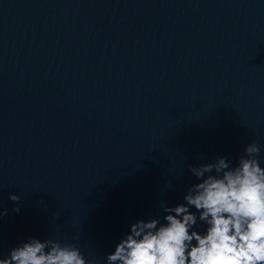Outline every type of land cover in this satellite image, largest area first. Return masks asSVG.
<instances>
[{
	"label": "water",
	"instance_id": "obj_1",
	"mask_svg": "<svg viewBox=\"0 0 264 264\" xmlns=\"http://www.w3.org/2000/svg\"><path fill=\"white\" fill-rule=\"evenodd\" d=\"M249 143L264 167V0H0V258L59 239L107 264Z\"/></svg>",
	"mask_w": 264,
	"mask_h": 264
},
{
	"label": "clouds",
	"instance_id": "obj_2",
	"mask_svg": "<svg viewBox=\"0 0 264 264\" xmlns=\"http://www.w3.org/2000/svg\"><path fill=\"white\" fill-rule=\"evenodd\" d=\"M261 148L249 143L238 162L227 157L188 166L197 179L185 203L169 207L149 220H136L107 264H264V167ZM9 199L19 202L20 196ZM195 208L196 212L190 211ZM14 211L19 212V208ZM199 213L197 217L196 213ZM0 211V217L6 215ZM207 225L194 230L197 220ZM0 264H94L79 247L59 239L29 238L10 250Z\"/></svg>",
	"mask_w": 264,
	"mask_h": 264
}]
</instances>
